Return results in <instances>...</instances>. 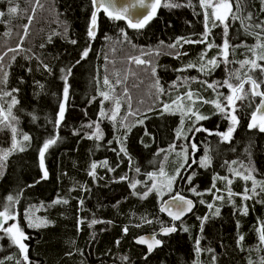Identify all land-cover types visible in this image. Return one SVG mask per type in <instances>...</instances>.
Masks as SVG:
<instances>
[{"label":"trees","instance_id":"trees-1","mask_svg":"<svg viewBox=\"0 0 264 264\" xmlns=\"http://www.w3.org/2000/svg\"><path fill=\"white\" fill-rule=\"evenodd\" d=\"M165 3L179 6L166 7ZM48 5L49 15L35 24L26 45L19 40L29 2L0 1V37L6 36L13 45L0 74V108L7 112L12 99L17 101L11 106L15 119L10 118L18 144L4 158L0 172V210L11 195L15 222L29 237L24 243L30 264H260L264 246L260 245L257 229L264 224V193L248 200L228 195L229 189L241 194L246 187L251 188V181L243 180L236 171L251 172L257 181L264 182V132L248 130L256 98L236 101L234 114L239 123L228 141L222 140V135L232 126L230 118L212 103L197 100L194 110L206 119L197 121L186 139L191 146L196 145L194 164L188 159L190 169L180 171L174 192L192 198L198 205L190 217L175 224L176 232L163 239L162 247L148 257L133 241L141 234L170 226L159 212L155 193L148 192L151 174L163 168L164 154L173 146L183 148L177 131L184 115L167 113L164 104H171L188 90L209 101L226 103L230 92L221 85L231 72L240 69L239 61L251 56L248 47L256 43L254 33L260 29L248 25L264 21L262 0H241L238 10L234 4L238 18L228 19L226 34L224 24L217 21L213 26L210 19V49L206 43H185L201 40L205 32L199 0H161L155 16L141 29L129 28L125 21H113L101 12L94 39L87 36L91 0H49ZM12 7L17 8L16 13L9 12ZM249 13L251 21L246 19ZM225 40L238 45L229 50L233 63H224L217 47ZM117 42L137 50L175 44L177 50L176 54L157 57L155 75L151 72L155 86L158 82L164 93L156 86L153 106L139 112L126 126L122 123L124 111L111 119L112 99L100 96L101 91L109 92L103 78ZM89 46L88 57L82 59V52ZM212 58L218 60L217 66L207 65ZM202 64L206 65L204 72L199 70ZM250 74L254 78L260 75ZM203 82L216 87L209 88ZM230 82L238 83L235 79ZM248 87L246 84L245 89ZM61 104L65 107L63 120L59 118ZM184 120L187 129L194 117ZM25 135L29 140H23ZM50 139L55 143L44 151L41 167L40 152ZM205 155L210 164L201 167ZM179 165L170 158L164 168L173 175ZM225 177L232 180L231 185ZM215 196L223 198L213 201ZM211 203L213 207L209 208ZM26 213L41 226L29 227ZM240 236L243 241H239ZM17 260L25 264L19 249L0 232V261L16 264Z\"/></svg>","mask_w":264,"mask_h":264},{"label":"snow or ice","instance_id":"snow-or-ice-1","mask_svg":"<svg viewBox=\"0 0 264 264\" xmlns=\"http://www.w3.org/2000/svg\"><path fill=\"white\" fill-rule=\"evenodd\" d=\"M38 2V0H37ZM241 0H199L200 7L204 9V19H205V32L203 33V38L199 41H185V43H206L207 48L213 47V45L209 42H207V36L209 34L208 29V21L211 19L213 21V26H217L215 22H219L221 24L225 25V34L227 33V21L231 17L232 19H237L238 17L235 15V12L233 10V5H236V9L238 10L240 7ZM262 3H264V0H262ZM91 5L93 7V11L90 16V23L87 29V36L90 39H94L96 36V30H97V19L98 14L103 12L109 19L113 21H121L124 20L127 22V26L129 28L133 29H141L143 28L156 14V11L158 7L161 5V0H134L133 3H129L127 5H122L120 7H117L116 0H91ZM166 7H174L179 5H174L172 3H165ZM133 9H137L136 12V18L133 19V17L130 15L131 11ZM211 10L210 12L208 10ZM143 10V11H140ZM10 13H16L17 8L12 7L9 9ZM3 13L0 12V16H2ZM248 21H251L253 19L251 13H249L246 17ZM243 22V21H242ZM248 27H254L260 29V32L254 33L256 36V43L254 45H251L248 47V52L251 53L250 57L245 58L242 61H239L240 69L233 71L230 73L229 79L225 80L221 86L227 87L229 89L230 94L226 96V103L220 102L219 100H213L209 101L207 99H204L198 95H196L193 91L188 90L184 95L178 96L175 100L172 101L171 104H164L163 109L164 111H168L172 108L173 105L176 106V110L181 111L182 116L191 114L195 116V119L197 121L206 119V117L200 115L198 112L194 111V109L190 105H194L197 100L201 101L202 103H212L216 109H218L222 113H226V117L230 118L232 122V126L228 128L227 132L223 134V139L225 141L230 140L232 133L235 130V125L239 123L236 115L234 114L236 111V101L239 100H246L250 98L259 97V102L257 103L255 109L251 113V119L248 127L250 129L257 128L260 132H264V91H261V86L264 85V21H260L259 23H256L254 25H248ZM27 32V29H25V33ZM124 39H127V34L123 33ZM180 41L177 40V44ZM71 43L75 44L76 41L73 40ZM176 45H168L170 48H174ZM221 49L222 54V61L224 63H233V61L229 60V50L230 48L238 47L232 46L228 43L227 40L224 41L222 46H217ZM90 46L85 48V50L82 52L81 58H87L89 55ZM151 53H142V55H150ZM156 55H159V52L155 53ZM206 52L201 55V61H203L206 57ZM2 59V57H0ZM130 62H134L137 65H149L151 66L150 61H146L142 58V56H131L129 57ZM218 60L216 58L208 59L207 65L217 66ZM47 67V66H45ZM189 67H196V65H189ZM206 68V65L202 64L200 67V71L204 72ZM247 69L244 71V69ZM153 75H155V69L153 68ZM240 72H243V76L240 75ZM253 72H259V77L254 78L250 73ZM71 73V69H69V74ZM235 79L238 83L233 84L230 82V80ZM65 80H67V77H65ZM124 81L119 77V74H117V78L115 82L110 80L108 76H105L103 78V84L111 91L115 92L116 87L120 86ZM207 83V82H203ZM248 85L249 87L247 90L245 89V85ZM157 89L160 93H164V89L162 87H159V83L157 82ZM207 87L209 88H215L216 86L207 83ZM4 95H10V93H5ZM100 96L103 97V100H114V110L111 115V119H116V114L119 112L121 103L119 97H112L109 95V92L101 91ZM123 96H128V91L125 88L123 91ZM68 97V86L66 84L64 88V98L67 100ZM130 99V97H129ZM187 99V101L190 102V105H185L184 100ZM253 101L250 100V104ZM17 101L15 99H12L11 105L9 106L7 112L5 113V110L0 108V123L6 122L9 120V117H12L11 113V106L15 105ZM64 112L65 107L63 104H61L59 109V118L60 120H63L64 118ZM101 116H104L105 113L103 110L100 112ZM12 119H15V117H12ZM59 122V121H58ZM142 123V121H141ZM183 123V120L181 121ZM91 126V125H90ZM199 131L200 129H196ZM13 133H15L16 129H12ZM98 131V129H97ZM181 135L180 130L177 131V136L179 137ZM23 140L27 141L29 140V137L25 135L23 137ZM55 143V140L50 139L43 145V150L40 152L41 157V167H43V156L44 151L48 149V147ZM18 146L17 142L15 141L12 144V148L15 149ZM193 149L196 148V145H192ZM22 151L23 148H20ZM123 151V149H121ZM7 153H4L0 159L6 158ZM227 163V162H226ZM231 163H236L235 161H232ZM210 164V159L207 155L204 156L203 160L200 162L201 167L207 166ZM243 167V165H241ZM92 168L95 169L96 165L93 164ZM139 171V169H137ZM247 172V170H246ZM91 175H94L93 173H90ZM237 176H240L243 180L252 181V187L245 188L244 192L241 194H235L232 193L231 189L228 190L229 197L233 195H241L244 200H248L252 198L254 195H260V192H264V182H258L252 175L251 172H247V174L240 173L239 171H236L235 173ZM179 175V172L177 173ZM156 176V173H152L150 178H154ZM159 176L164 177L167 181L166 185H162V187H167V189L170 191L172 188V184L174 181V177H168L167 174L164 172L163 168L159 171ZM44 177H47V171L44 172ZM224 179L227 180V183L231 185L232 180L225 177ZM131 187L135 188V184L131 185ZM215 187V185H213ZM260 188V192H257V188ZM152 188H157L156 183L152 184ZM193 191H195L193 189ZM144 196L147 195V193L142 194ZM223 197L217 196L216 199H222ZM8 204L3 205L2 210H0V232H3L9 236L12 243L19 249L22 260L25 262V264H30L29 257L27 255L28 253V246L24 243L25 240L29 239V237L26 235L24 230L20 227L18 222H15L17 220V215L14 211L11 210V205L15 202L14 198L9 195L7 197ZM66 203V201H64ZM203 203V201H201ZM193 207V202L191 200L186 199L182 195H175L172 197V200L169 201L165 208H162L161 211H168L169 215L172 216V218L180 219V217L184 214L185 211H190ZM209 208H212V204L208 205ZM175 208L176 211H172V209ZM217 214L219 212V209L216 210ZM243 214H247V207L245 206L243 208ZM25 218L28 221L29 227H40V223H36L34 217L31 216L30 213L25 214ZM206 219V218H203ZM9 221H14L12 224H8ZM95 223V221H93ZM5 225H8L5 227ZM187 230V229H185ZM126 231V229H125ZM164 234H168L171 232L176 231L175 227H169L165 228ZM259 233V241L261 244H264V224H261V226L257 229ZM244 237L240 236L239 241H243ZM137 243L146 244L148 247V251L151 252L153 250L154 246H159L161 241L155 239V237L150 238V240L146 239H139L137 240ZM196 252L197 254L200 253L201 249L199 248V240L196 242ZM7 259H12V257H7ZM0 264H3L2 261H0ZM16 264H21L20 260L16 261ZM250 264L252 262L250 261ZM260 264H264V258H261Z\"/></svg>","mask_w":264,"mask_h":264},{"label":"rangeland","instance_id":"rangeland-1","mask_svg":"<svg viewBox=\"0 0 264 264\" xmlns=\"http://www.w3.org/2000/svg\"><path fill=\"white\" fill-rule=\"evenodd\" d=\"M28 2L30 4V10L29 13L27 14L26 17L27 22L26 25L23 27L19 40L21 44L26 43V45L30 41L29 40L30 36L33 35L35 24L37 23L40 24L42 20L41 18L47 17V15H49V5H48L49 0H38V2L37 0H27V3ZM208 11L210 12L211 10L209 9ZM25 29H27L26 33H25ZM115 44L116 46L114 47V50H111V53L109 54V60L107 61L105 76H108L110 80L115 82L117 78V74H119V77L124 81L120 86L116 87L114 93L113 92L112 94L110 93V96L112 95V97L120 98L121 107L119 113L120 111L122 113L124 111L123 113L124 117L122 118V123L123 126H126L129 120L131 121L132 118L137 116L139 112L149 110L153 106V103L155 101L154 92L156 86L152 78L151 72L156 62V59L160 55L174 54L176 49L161 45L160 47L153 50H137L127 47L124 43L123 45L122 44L120 45L118 42ZM11 46L13 45L10 44L9 38H7L6 36L0 37V57H2V59H0V74L5 61L9 58V55L12 52L8 50ZM156 52H159L160 54L156 55L155 54ZM142 53H151V54L142 55ZM131 56H142L144 60L151 62V66L137 65L134 62H130L129 57ZM125 88L128 91V96H123V91ZM137 99H140V101H138ZM111 102L114 110V100L112 99ZM184 104L190 105V102L187 101V99H185ZM190 106L194 109V105H190ZM166 112L167 113L177 112L179 114L181 113V111L176 110L175 105H173L172 108ZM190 116L194 117V120L191 123V125L186 129L184 125L185 122L184 118ZM184 118H182L183 124L179 127V130L181 132V135L179 137L182 140L181 144H183V148L181 147L180 149H176V147L174 148L173 146L169 151H167L164 154L163 170L168 177H174L171 190L169 191L167 187H162V185H166L167 181L164 177L159 176L160 170L156 172V176L154 178H150L151 183L149 185L148 192L155 193L159 204L164 198L172 196L174 194H178L174 192V184L178 176L180 177V171L190 169L191 164H194L193 162H194L195 153L193 151V147L190 144H188L186 139H188L189 135L192 133L193 129L195 128L196 126L195 124L197 120L195 119V116L191 114L184 115ZM13 128H15V126L10 117L8 121L0 123V157H2L4 153L8 154L9 151L13 149L12 144L14 142V138L16 135V131L15 133H13L12 131ZM6 132H9V135L6 134ZM222 140H224L223 135H222ZM170 158H172L175 162H179L180 164L179 168L174 172L173 175L168 174L167 169L164 168L166 162ZM188 159L191 160L190 165L187 163ZM3 164H4V158L0 159V172L3 168ZM178 172L179 175H177ZM153 183H156L157 188L155 189L152 188ZM251 187H252V181H251ZM257 192H260L259 187L257 188ZM260 193H264V192H260ZM216 197L217 196H215V199H213V201L216 200ZM8 224H12V222H8ZM7 226L8 225H5V227ZM5 235L9 238L7 234ZM260 245L261 247L264 246V244L261 243Z\"/></svg>","mask_w":264,"mask_h":264},{"label":"water","instance_id":"water-1","mask_svg":"<svg viewBox=\"0 0 264 264\" xmlns=\"http://www.w3.org/2000/svg\"><path fill=\"white\" fill-rule=\"evenodd\" d=\"M133 2H134V0H116V5H117V7H120L122 5H127V4L133 3ZM137 11H138L137 9H133L131 11L130 15L133 17V19L136 18V12ZM140 11H143V10H140ZM261 91H264V85H263V88H261ZM255 98L258 99V102H259V97H255ZM250 119H251V117H250ZM250 119H249L248 125L250 123ZM252 129H254V128H252ZM252 129H250L248 127V130H252ZM173 196H175V195H172V196H169V197L164 198L160 202V204H159V212H160L161 215H163L164 217H166L167 220L170 221V226L161 227L156 232L141 234V235L137 236L134 239V241H133V243H134L135 246L140 247V248H143L146 251L145 258L148 257L149 255H151L155 250L160 249L162 247V244H163V241L162 240L163 239H166L167 237H169L170 235H173L176 232V231H174V232H171V233H168V234H164V231L163 230L165 228L175 227V224L180 223V222H183L185 219H187L188 217H190L193 214V212L195 211V209H196V205H197L196 202L192 198H189V197H185L184 196L186 199L191 200L193 202V207H192V209L190 211H185L184 214L180 217V219H175L174 220L172 218V216L169 215V212L168 211H161V209L162 208H165L166 205H167V203L172 200V197ZM172 211H176V209L173 208ZM175 229H176V227H175ZM152 237H155V239L161 241V243H160L159 246H154L153 247V250L151 252L148 251V247H147L146 244L137 243V240H139L141 238L146 239V240H150V238H152Z\"/></svg>","mask_w":264,"mask_h":264},{"label":"flooded vegetation","instance_id":"flooded-vegetation-1","mask_svg":"<svg viewBox=\"0 0 264 264\" xmlns=\"http://www.w3.org/2000/svg\"><path fill=\"white\" fill-rule=\"evenodd\" d=\"M193 151H195V150H193Z\"/></svg>","mask_w":264,"mask_h":264},{"label":"bare ground","instance_id":"bare-ground-1","mask_svg":"<svg viewBox=\"0 0 264 264\" xmlns=\"http://www.w3.org/2000/svg\"><path fill=\"white\" fill-rule=\"evenodd\" d=\"M198 205V204H197Z\"/></svg>","mask_w":264,"mask_h":264}]
</instances>
